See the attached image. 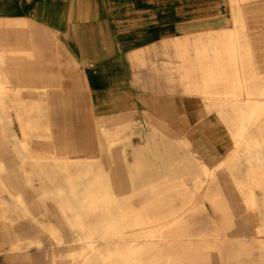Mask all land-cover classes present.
<instances>
[{
  "label": "rangeland",
  "instance_id": "rangeland-1",
  "mask_svg": "<svg viewBox=\"0 0 264 264\" xmlns=\"http://www.w3.org/2000/svg\"><path fill=\"white\" fill-rule=\"evenodd\" d=\"M224 1L202 53L221 65L210 81L236 83L223 105L245 111L221 117L236 122L218 164L103 131L79 147L68 60L64 85L0 99V264H264V0Z\"/></svg>",
  "mask_w": 264,
  "mask_h": 264
},
{
  "label": "crops",
  "instance_id": "crops-1",
  "mask_svg": "<svg viewBox=\"0 0 264 264\" xmlns=\"http://www.w3.org/2000/svg\"><path fill=\"white\" fill-rule=\"evenodd\" d=\"M225 20L224 0H0V93L25 90L0 99H35L32 90L64 85L68 60L72 98H82L81 85L86 103L74 120L79 147H97L103 131L218 164L236 122L221 117L245 111L236 98L223 105L236 83L210 81L221 65L202 53Z\"/></svg>",
  "mask_w": 264,
  "mask_h": 264
}]
</instances>
